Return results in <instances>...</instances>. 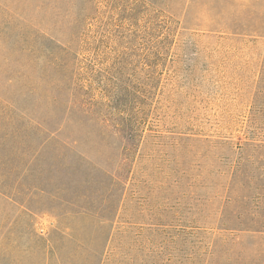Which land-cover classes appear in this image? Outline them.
<instances>
[{
    "label": "rangeland",
    "instance_id": "1",
    "mask_svg": "<svg viewBox=\"0 0 264 264\" xmlns=\"http://www.w3.org/2000/svg\"><path fill=\"white\" fill-rule=\"evenodd\" d=\"M98 1V21L81 37L88 28L84 14L92 12L88 0H0V264H156L169 257L192 259L194 252L200 253L194 264L205 258L264 264V237L202 230L179 207L181 168L201 164L211 180L234 159L220 142L244 140L261 57L240 39L252 36L208 38V15L197 8L204 0H189L180 23L184 45L161 60L169 72L160 86L163 137L146 140L123 172L124 187L115 184L108 191L110 177L122 173L123 150L99 134L96 111L87 115L74 104L72 79L79 76L65 50L69 44L76 48L80 35L82 48L88 44L101 63L126 52L124 68L130 72L142 69L144 60L131 59L134 47L127 39L115 43L132 30L126 17L133 0ZM261 10L250 17L227 11L224 23L231 31L250 29L255 19L264 20ZM256 100L264 102V96ZM39 124L45 128L41 136ZM188 129L218 141L217 149L211 143H195L192 151L181 146L179 136ZM46 133L52 139L40 144ZM92 165L99 167L95 173ZM89 174H96L94 181L87 180ZM206 189L198 195L206 197ZM88 203L89 214L77 213ZM105 207L117 209L116 221L102 228L98 213ZM182 229L192 233L187 242L170 239ZM105 250L110 256L101 262Z\"/></svg>",
    "mask_w": 264,
    "mask_h": 264
},
{
    "label": "trees",
    "instance_id": "2",
    "mask_svg": "<svg viewBox=\"0 0 264 264\" xmlns=\"http://www.w3.org/2000/svg\"><path fill=\"white\" fill-rule=\"evenodd\" d=\"M88 2L92 12L84 14V21L88 28L84 34H81V37L82 35L86 37L92 32L91 26H95L98 21L99 1L88 0ZM260 2L264 0H204L203 4L197 6L199 14L208 15L206 18L207 23H210L208 38L216 37L221 42H226L234 39L226 34L228 32L242 35V37L250 35L251 39L245 37L240 40L242 43H247V51L260 52L261 57L254 80V85L259 86V93L258 91L255 93V98L250 103L249 114L243 125L244 140L235 141L234 145L229 142H220L223 143L222 147H226L228 155H234L228 168L216 170L215 177L211 180H207L204 174L205 167L197 163L192 169L183 166L179 174L181 188V201H179L181 206L179 207L182 211L190 212V223L200 222L203 225L196 227H205L202 230L206 227L212 230L219 228L221 232H224L222 234L227 233L230 236H233L231 232L235 231L245 232L250 236L264 237V118L260 120V116H264V102L256 100L258 94L261 93L264 96V20L257 18L252 28L242 31L240 28L231 31V28L224 23L225 12L231 10L234 14L238 11L246 12L249 17L255 12L261 14L264 5L259 8ZM188 5L189 0H133L126 17L132 30H129L128 34L125 33L123 39H119L121 36L116 38L115 43L127 39V43L134 47L131 48L134 50L131 53V59H134V62L140 57L144 60L142 69L132 68L130 72H126L124 68V65H128L127 57L124 56L126 52L118 53L117 56H108L107 59L110 62L101 63L100 60L103 58L93 53L90 54L88 44H84L87 49L82 48L80 43L83 40L81 41L80 35L76 48L70 47L69 44L65 50L69 56L73 73L79 76L77 79L72 76L71 96H74V104L87 115L93 116L96 111L99 134L103 139H112L123 150L124 158L120 164L122 173L120 177H110L108 191H111L112 185L115 184H121L124 187L123 172H129V165L132 164L130 163L131 156L145 147L146 140L151 137L154 141L163 137L165 130L161 125V120L164 114L162 106L164 104L161 102L163 91L160 86L161 82L169 77V72L163 69L164 62L161 60L168 52L184 45L185 33L180 29V23L181 16ZM195 35L198 36V34ZM140 50L142 53L138 54ZM85 53L87 56L80 58ZM77 69L79 73H76ZM39 126L41 136L45 133V128L41 124ZM193 135L195 134L190 129L182 131L178 143L181 146H189V151H192L194 144L198 142L203 145L211 143V147L217 149L218 141ZM39 139L40 144H44L52 137L46 133V136L39 137ZM205 151L207 150L199 153V156H203ZM141 158L139 156L138 162ZM95 168L99 169L92 165L93 173H95ZM192 170L196 172L192 174ZM87 177H89L88 181H94L96 174H89ZM206 188L210 189L206 192V197L198 195L202 189L207 190ZM92 208L93 204L88 203L86 208L83 207V210L77 213L87 215ZM102 210L98 216L102 221L101 227L105 228L116 221L114 214L117 213V209L116 212L113 209L105 212L107 207ZM191 235L192 233L182 229L178 233L171 234L170 239H176L177 242L180 238L187 242ZM192 254L193 259L195 254L200 253ZM109 256L110 251L105 250L101 262ZM122 257L125 261L128 260L126 255ZM192 259L191 256L184 260L169 257L165 262L161 260L156 264H194ZM216 263L221 264L206 258L203 261L201 259L196 261V264ZM118 264L127 263L121 261Z\"/></svg>",
    "mask_w": 264,
    "mask_h": 264
}]
</instances>
